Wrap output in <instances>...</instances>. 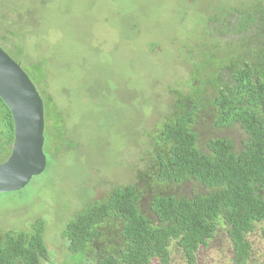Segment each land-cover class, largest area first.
Masks as SVG:
<instances>
[{"label": "rangeland", "instance_id": "obj_1", "mask_svg": "<svg viewBox=\"0 0 264 264\" xmlns=\"http://www.w3.org/2000/svg\"><path fill=\"white\" fill-rule=\"evenodd\" d=\"M242 4L249 2L0 0V48L42 99L46 158L44 172L24 189L0 194V242L5 232H27L39 221L48 251L44 264H91L89 256L70 253L61 234L114 188L134 185L140 210L153 221V197L203 193L193 181H158L152 140L163 117L176 112L179 98L192 96L201 103L192 127L199 148L223 138L240 150L244 132L237 125L214 126L211 90L198 82L190 86L191 64L179 55L208 43L205 21L211 11ZM248 239L257 264H264L259 230ZM214 240L228 243L222 230ZM176 263L182 264L181 257Z\"/></svg>", "mask_w": 264, "mask_h": 264}, {"label": "trees", "instance_id": "obj_2", "mask_svg": "<svg viewBox=\"0 0 264 264\" xmlns=\"http://www.w3.org/2000/svg\"><path fill=\"white\" fill-rule=\"evenodd\" d=\"M246 1V7L211 11L205 21L208 43H195L179 55L191 64L190 86L195 89L198 82L211 90L214 126L237 125L244 132L240 150L223 138L207 140L201 150L192 129L201 103L181 96L176 112L155 130L153 165L159 182L193 181L204 192L153 197L148 206L153 221L140 210L141 194L134 185L116 187L67 223L61 236L70 253L89 256L91 264L166 263L176 243L193 259L198 246L222 230L239 264L256 253L248 239L256 229L264 243V0ZM223 46L226 52L219 56ZM13 138L12 117L0 99V163L9 156ZM42 224L5 232L0 264H44Z\"/></svg>", "mask_w": 264, "mask_h": 264}, {"label": "water", "instance_id": "obj_3", "mask_svg": "<svg viewBox=\"0 0 264 264\" xmlns=\"http://www.w3.org/2000/svg\"><path fill=\"white\" fill-rule=\"evenodd\" d=\"M0 99L14 127L10 154L0 163V194L24 189L46 166L43 154L44 107L20 65L0 48Z\"/></svg>", "mask_w": 264, "mask_h": 264}, {"label": "flooded vegetation", "instance_id": "obj_4", "mask_svg": "<svg viewBox=\"0 0 264 264\" xmlns=\"http://www.w3.org/2000/svg\"><path fill=\"white\" fill-rule=\"evenodd\" d=\"M218 235V232L208 241L207 244L199 245L194 253V258L189 259L184 256L178 249L177 244L174 243L169 249L168 260L165 262L161 260H151L150 264H177V259L181 257L182 264H235L233 261L234 252L232 245L229 243H214V238ZM176 255L177 259L173 260V256ZM256 253L250 256L249 260L239 264H257ZM263 260V261H262ZM260 261L264 262L263 259ZM163 262V263H162Z\"/></svg>", "mask_w": 264, "mask_h": 264}, {"label": "clouds", "instance_id": "obj_5", "mask_svg": "<svg viewBox=\"0 0 264 264\" xmlns=\"http://www.w3.org/2000/svg\"><path fill=\"white\" fill-rule=\"evenodd\" d=\"M12 147V146H11Z\"/></svg>", "mask_w": 264, "mask_h": 264}]
</instances>
